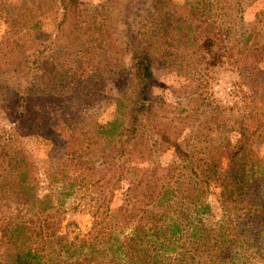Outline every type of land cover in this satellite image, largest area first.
<instances>
[{
  "label": "rangeland",
  "instance_id": "1",
  "mask_svg": "<svg viewBox=\"0 0 264 264\" xmlns=\"http://www.w3.org/2000/svg\"><path fill=\"white\" fill-rule=\"evenodd\" d=\"M136 50L151 56L154 79L126 140L139 116ZM116 118L119 151L98 132ZM3 146L0 217L18 208L25 176L55 202L75 182L62 206L36 213L37 224H60L34 238L49 251L90 238L119 207L128 215L139 205L132 197L125 205L132 179L147 190L167 173L183 188L210 178L213 222L246 219L237 187L248 184L264 202V0H0ZM260 220L264 227V210ZM8 249L0 236V264H9ZM81 254L89 257L79 264H116L92 248ZM247 254V264H264V252Z\"/></svg>",
  "mask_w": 264,
  "mask_h": 264
},
{
  "label": "trees",
  "instance_id": "2",
  "mask_svg": "<svg viewBox=\"0 0 264 264\" xmlns=\"http://www.w3.org/2000/svg\"><path fill=\"white\" fill-rule=\"evenodd\" d=\"M134 57L138 58L137 68L141 79L137 104L139 116L134 118L131 127L123 133L126 140L137 135L142 116L146 113L148 86L154 79L151 56L144 50H136ZM118 121L117 118L113 119L98 131L101 136L109 139L110 145L120 136L123 125L119 126ZM117 141L119 151L124 145L119 139ZM4 148L0 147L1 150ZM238 152L230 154L232 164ZM9 158L8 163L13 166L14 158ZM1 160L2 154L0 163ZM230 175H233L232 167ZM28 179L29 176H25L19 182L18 208L9 217H0V236L8 243V251L11 253L9 264H79L80 260L84 262L89 257L88 254H81L84 247L110 255L116 264H191V261L192 264H247L248 250L260 255L264 252V227L260 220L264 202L257 191L248 184L243 188L237 187L239 193L235 200L241 197L239 207L243 209L246 219L236 221L224 214L213 222V208L206 199L209 192L206 186L211 182L210 178L206 180L196 175L192 185L183 188L178 175L171 173H167L154 188L147 190H134L132 179V185H129L126 192L125 205L128 206L131 197L132 200H138L139 205L133 206L128 215L127 208L119 207L103 226V222L94 223L91 228H94V234L90 238L79 242L57 241L49 251L46 243L36 242L34 238L42 240V237H52V234L59 231L60 224H55V228L54 222L44 226L37 224L41 215L36 213H45L56 204L62 206L66 197L74 192L75 182L70 183L68 189L62 192L65 197L60 195L55 202L51 194L40 198L32 192L34 185ZM31 204L34 206L32 214L38 215L36 220L28 216ZM62 239L59 237V240ZM65 254L69 256L61 257ZM188 256L190 262H183Z\"/></svg>",
  "mask_w": 264,
  "mask_h": 264
}]
</instances>
